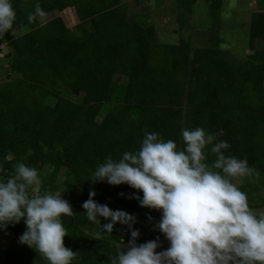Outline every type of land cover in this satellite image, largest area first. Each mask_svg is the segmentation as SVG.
Masks as SVG:
<instances>
[{
	"label": "trees",
	"instance_id": "obj_1",
	"mask_svg": "<svg viewBox=\"0 0 264 264\" xmlns=\"http://www.w3.org/2000/svg\"><path fill=\"white\" fill-rule=\"evenodd\" d=\"M197 1L176 0L180 38L173 44L159 39L145 7L135 13L124 0H11L15 19L0 34V60L9 70L0 79V179L23 162L38 170L40 194L57 191L71 204L73 215L61 220L64 245L76 253L72 264H111L119 241L130 239L119 223L111 235L96 239L99 226L87 221L81 207L89 190L97 203L136 217L137 244L159 237L156 251L168 247L154 228L161 213L132 198L142 193L89 180L105 158L138 150L145 131L182 148V128L222 130L217 138L229 144L224 154L246 159L254 170L232 182L247 194L250 208L264 206V0L251 13L252 52L240 55L221 46L222 37L212 31L209 45L192 46ZM204 1L216 24L224 0ZM37 5L43 14L30 22ZM68 8L79 19L74 27L59 15ZM2 43L9 47L4 55ZM214 159L209 155L207 162ZM25 230L22 220L0 230L15 236L0 246V264H48L19 243Z\"/></svg>",
	"mask_w": 264,
	"mask_h": 264
},
{
	"label": "clouds",
	"instance_id": "obj_2",
	"mask_svg": "<svg viewBox=\"0 0 264 264\" xmlns=\"http://www.w3.org/2000/svg\"><path fill=\"white\" fill-rule=\"evenodd\" d=\"M42 14L37 5L28 19ZM14 19L11 0H0V34L12 28ZM222 135V130L182 128L180 148L145 131L138 150L96 166L89 180L126 184L142 193L132 198L161 213L154 228L168 241L163 251H156L159 237L137 244L136 217L97 203L96 192L89 190L81 207L87 221L99 226L96 239L111 235L117 223L130 232L127 244L119 241L111 264H264V211L250 208L247 194L232 182L254 170L246 159L224 154L229 144L217 138ZM209 155L215 157L211 163ZM39 185L38 170L23 162L0 179V230L22 220L26 230L20 244L42 254L48 264H72L76 253L64 245L67 230L61 220L73 215L72 206L61 193L40 194ZM102 219L108 223L101 224Z\"/></svg>",
	"mask_w": 264,
	"mask_h": 264
},
{
	"label": "rangeland",
	"instance_id": "obj_3",
	"mask_svg": "<svg viewBox=\"0 0 264 264\" xmlns=\"http://www.w3.org/2000/svg\"><path fill=\"white\" fill-rule=\"evenodd\" d=\"M130 5L132 11H142L146 8L145 16L147 22L156 25L159 39L162 42L176 44L180 38V28L178 24V7L176 0H124ZM257 0H224L223 10L220 13L218 22L215 24L210 15L208 4L204 0H198L194 5V13L192 18L191 41L193 47H201L209 45L210 32L218 33L223 39L221 46L230 48L234 53L240 55L252 52L249 49L250 42V18L253 11H258ZM52 14L44 15L42 21L50 19ZM65 24L74 27L79 23L73 9H65L59 12ZM215 27V29H214ZM20 34L17 30L13 36ZM3 55L9 51L6 43L1 44ZM0 79L3 80L8 74V63L0 60ZM15 79V76H12ZM121 80L120 78H118ZM125 81V78H122ZM69 96L66 91L62 93ZM56 100V99H54ZM53 100V102H54ZM59 176L64 175L61 170ZM243 177H237L236 181L241 182ZM59 193V192H55ZM256 211H264V206L253 209ZM15 238L13 233L3 232L0 234V246H6Z\"/></svg>",
	"mask_w": 264,
	"mask_h": 264
}]
</instances>
